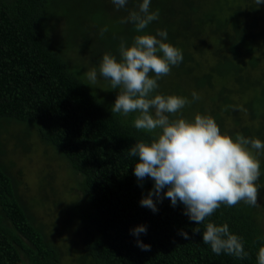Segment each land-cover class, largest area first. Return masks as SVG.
<instances>
[{
  "label": "trees",
  "instance_id": "16d2710c",
  "mask_svg": "<svg viewBox=\"0 0 264 264\" xmlns=\"http://www.w3.org/2000/svg\"><path fill=\"white\" fill-rule=\"evenodd\" d=\"M142 2L127 0L116 10L112 0H0V134L9 136L0 137V155L10 140L24 149L25 140L37 136L78 179L72 194L76 199L60 210L62 225L50 228L49 235L34 225L16 194V181L0 163V264H61L54 238L62 232L79 247L72 259L75 264H258L264 229L257 223L256 207L243 201L231 208L222 204L197 225L184 215L185 206L179 201L173 207L164 198L156 203V212L141 206L154 181L137 180L133 169L138 156L129 152L136 142H148L155 134L134 127L138 113L112 112L121 88L113 89L104 78V100L69 64L71 50L94 42L79 28L95 29L97 39L115 30L120 42L131 45L138 33L133 24L121 20ZM157 9L159 19L144 31L155 35L166 30L164 42L181 50L183 59L171 67V84L164 82L161 89L160 78L152 95L185 97L189 103L187 113L181 115L184 119L210 113L220 131L229 119L228 134L233 139L239 133L264 142V3L150 0V11ZM72 34L77 38L71 41ZM104 44L102 53L89 49L98 53L94 59L101 61L104 53H110L119 61V45ZM203 52H210L212 58L206 69L197 58ZM149 76L155 78L153 73ZM193 92L199 99L193 100ZM8 128L16 133L11 135ZM21 131H26L25 137H19ZM254 154L261 163L256 182L260 197L264 196V151ZM208 222L226 223L232 234L242 238L248 256L213 253L202 240ZM141 225L146 234L134 236L132 230ZM181 231L190 239L185 240ZM55 232L59 233L52 235ZM138 239L150 250H141Z\"/></svg>",
  "mask_w": 264,
  "mask_h": 264
},
{
  "label": "clouds",
  "instance_id": "9594fccd",
  "mask_svg": "<svg viewBox=\"0 0 264 264\" xmlns=\"http://www.w3.org/2000/svg\"><path fill=\"white\" fill-rule=\"evenodd\" d=\"M112 3L119 10L125 7L127 0H112ZM255 3L259 6L264 0H255ZM158 19L159 10L150 11V0H143L138 10L130 11L121 20V23L133 24L138 33L132 44L121 39L120 60L105 53L99 64L100 76L109 80L113 89L121 88L112 112L124 116L138 113L134 127L155 134L148 142H136L129 152L131 156H138L133 169L137 180L151 178L154 181L153 188L141 199V206L156 212V203L164 198L170 199L173 207L179 201L185 206L184 215L197 225L204 223L222 204L231 208L243 201L251 207L258 206L260 188L256 182L261 176V163L253 150L257 154L264 151V142L239 133L235 139L222 134L208 115L196 114L192 121L170 118L189 103L187 98L152 95L158 88L157 81L169 75L171 67L183 59L181 50L164 42L166 30H157L155 35L144 31ZM149 73L155 78H150ZM87 76L91 82H96L95 70ZM192 97L199 99L195 92ZM194 231L201 230L195 228ZM141 233L146 234L143 225L132 230L136 237ZM179 234L185 240L190 239L187 232ZM202 240L216 255L223 252L238 259L248 256L242 238L232 234L226 223L221 226L206 223ZM137 245L144 251L151 247L139 239ZM257 261L264 264V243L259 247Z\"/></svg>",
  "mask_w": 264,
  "mask_h": 264
},
{
  "label": "rangeland",
  "instance_id": "374dc122",
  "mask_svg": "<svg viewBox=\"0 0 264 264\" xmlns=\"http://www.w3.org/2000/svg\"><path fill=\"white\" fill-rule=\"evenodd\" d=\"M66 31L68 32L70 29ZM78 31L81 34L89 35L92 39L91 41L94 42L92 45L89 44L85 48H80V50H71L68 53L70 57V61L68 59L69 64L74 71L79 73L98 97L106 100V80L99 74L100 61H97L96 58L94 59L93 56L98 53L94 52V54L93 52H89V49L95 48L102 53L103 46L105 45L104 43L111 44L113 47L118 46L120 45L119 35L113 30V32H106L103 37L97 39L98 32L93 28H79ZM76 38V35H70L71 41ZM60 48L62 51H65L62 44ZM188 50H190V52H196V49L193 47H189ZM197 58L199 62H203L202 68L205 69L209 67L212 60L210 52L198 54ZM92 70L97 72V80L95 83L91 82L87 76L88 72ZM161 80V89H163L164 82L171 84L172 75L163 76ZM186 109L187 104L176 115L179 116V118H183L182 116L187 113ZM207 115L211 116L210 113H207ZM224 128L225 129L221 131V133L228 134L230 128L229 119L224 123ZM8 132L11 135L16 133L15 128H8ZM25 132L21 131L19 137H25ZM0 137L2 140L9 138L5 133L2 135L0 134ZM30 138L25 140L24 149L17 147L16 142L10 140L8 145L4 147L6 151L5 154L3 156L0 155V163L6 166L11 179L16 181V194L26 213L32 217L34 225L42 226L44 231L50 235V228L54 227L58 229V227L62 225L58 220L60 218L58 217V215H60V210H63L70 200L76 199L72 194L73 190H75L76 180L78 179L72 176L67 164L62 161L53 148L41 143L37 136H31ZM253 152L255 153V150H253ZM56 199H58V201L54 203ZM257 203V223L264 229V196L262 194L260 197L258 196ZM56 233L59 232H55L52 235ZM54 240L56 241L57 247L60 249L61 264H75L72 262V259L77 255H75V252L76 248L79 249V247L72 243V237L69 238L66 232H62L56 235Z\"/></svg>",
  "mask_w": 264,
  "mask_h": 264
}]
</instances>
